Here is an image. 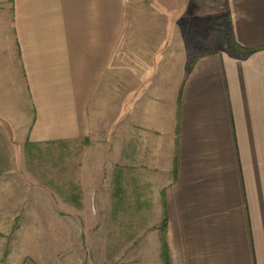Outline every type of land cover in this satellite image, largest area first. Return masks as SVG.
<instances>
[{
    "label": "crops",
    "instance_id": "0c3cea01",
    "mask_svg": "<svg viewBox=\"0 0 264 264\" xmlns=\"http://www.w3.org/2000/svg\"><path fill=\"white\" fill-rule=\"evenodd\" d=\"M51 141L161 194L168 264H264V0H0V156ZM8 162L0 264H44Z\"/></svg>",
    "mask_w": 264,
    "mask_h": 264
},
{
    "label": "rangeland",
    "instance_id": "374dc122",
    "mask_svg": "<svg viewBox=\"0 0 264 264\" xmlns=\"http://www.w3.org/2000/svg\"><path fill=\"white\" fill-rule=\"evenodd\" d=\"M166 24L146 23L157 37ZM220 28L213 23L212 32ZM106 160L75 141L25 144L24 154L0 156V166L12 161L21 180L35 183L27 229L44 264H158L159 254L162 261L161 194L125 195L112 183L117 165L109 170Z\"/></svg>",
    "mask_w": 264,
    "mask_h": 264
},
{
    "label": "trees",
    "instance_id": "16d2710c",
    "mask_svg": "<svg viewBox=\"0 0 264 264\" xmlns=\"http://www.w3.org/2000/svg\"><path fill=\"white\" fill-rule=\"evenodd\" d=\"M221 35H224L226 38H227V41H228V49L229 51L232 53V52H235V51H238L239 53H242V55L244 54H248L250 53L251 51H247V50H244L242 48H240L238 45H235L233 43V41L230 39V37H228V35H226L224 32H220ZM161 230H162V245H161V249H162V252H161V255H162V264H168V258H167V249H166V242H165V230H166V215H165V212L163 214V219H162V223H161Z\"/></svg>",
    "mask_w": 264,
    "mask_h": 264
}]
</instances>
